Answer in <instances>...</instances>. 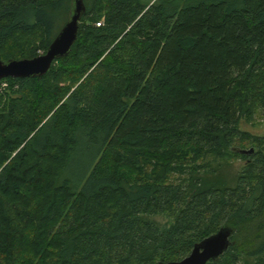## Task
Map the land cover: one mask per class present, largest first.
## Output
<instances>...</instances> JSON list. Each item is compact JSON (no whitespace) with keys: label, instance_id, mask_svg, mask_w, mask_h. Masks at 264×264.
Here are the masks:
<instances>
[{"label":"trees","instance_id":"obj_1","mask_svg":"<svg viewBox=\"0 0 264 264\" xmlns=\"http://www.w3.org/2000/svg\"><path fill=\"white\" fill-rule=\"evenodd\" d=\"M83 3L67 55L2 79L0 264L168 263L223 225L207 264H264V137L239 129L264 112V0ZM71 6L0 0V59L44 53Z\"/></svg>","mask_w":264,"mask_h":264},{"label":"water","instance_id":"obj_2","mask_svg":"<svg viewBox=\"0 0 264 264\" xmlns=\"http://www.w3.org/2000/svg\"><path fill=\"white\" fill-rule=\"evenodd\" d=\"M85 11L83 0H72V6L67 21L50 42L46 51L32 58L0 59V79L13 77H35L44 74L52 62L68 54L71 46L76 41L79 22ZM247 150H241L246 152ZM248 151H252L250 148ZM233 229L228 225L221 226L216 232L196 242L190 252L180 260L158 264H207L218 257L233 244L231 236Z\"/></svg>","mask_w":264,"mask_h":264},{"label":"rangeland","instance_id":"obj_3","mask_svg":"<svg viewBox=\"0 0 264 264\" xmlns=\"http://www.w3.org/2000/svg\"><path fill=\"white\" fill-rule=\"evenodd\" d=\"M2 80V79H1ZM8 83L7 80H2ZM8 85L6 87L0 86V92H3L6 88H8ZM15 85V84H13ZM14 87V86H13ZM239 129L247 131L253 135L256 136H263L264 137V112L261 115H257L256 118L252 122H246L244 120H241L239 122ZM243 163V160H238L234 162L235 167L238 165H241ZM76 169V168H75ZM155 218L160 222H166L167 217L164 215H157Z\"/></svg>","mask_w":264,"mask_h":264},{"label":"built area","instance_id":"obj_4","mask_svg":"<svg viewBox=\"0 0 264 264\" xmlns=\"http://www.w3.org/2000/svg\"><path fill=\"white\" fill-rule=\"evenodd\" d=\"M97 24H99V23H97ZM7 85H8L7 82L2 81V80L0 79V86H2V87H6Z\"/></svg>","mask_w":264,"mask_h":264}]
</instances>
